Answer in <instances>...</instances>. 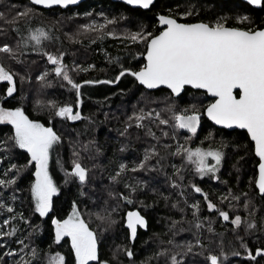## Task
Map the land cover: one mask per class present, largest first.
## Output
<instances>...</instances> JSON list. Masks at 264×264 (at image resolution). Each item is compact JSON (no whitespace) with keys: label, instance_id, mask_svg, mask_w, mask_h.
I'll return each mask as SVG.
<instances>
[{"label":"trees","instance_id":"obj_1","mask_svg":"<svg viewBox=\"0 0 264 264\" xmlns=\"http://www.w3.org/2000/svg\"><path fill=\"white\" fill-rule=\"evenodd\" d=\"M25 10L27 16L16 18ZM0 13V47L12 50L0 52V67L13 75L15 85L8 95L10 85L0 81V108H20L60 137L48 159V174L58 191L50 211L41 216L31 191L35 163L29 164L27 151L11 139L12 125L0 123V179L14 181L0 186V232H12L0 236V264H48L56 253L65 258L64 264H72L68 240L55 242L51 226L53 219L69 217L73 204L96 234L97 260L105 264H172V256L177 264H210V254L220 257V264H263L260 256L249 257L264 247V194H257L253 185L255 168L247 160L252 154L244 131L218 130L203 117L195 134L176 127L175 115L192 114L193 108L201 114L207 98L187 87L174 97L165 88L140 86L131 72L143 66L146 40L133 41L131 35L156 34L157 14L237 27L246 25L240 18L254 17L259 26L264 0L259 8L240 0H154L146 10L109 0H85L64 9L0 0ZM36 29L48 33L39 45L30 39ZM49 54L81 85L79 96L55 74ZM65 105L78 110L81 119L57 116L56 110ZM138 116L144 118L138 122ZM161 119L168 123L161 124ZM195 146H216L223 154L214 174L201 176L183 151L176 154ZM74 161L87 169L83 184L69 176ZM209 201L216 206L212 210ZM127 209H136L147 223L131 243L123 227ZM221 211L229 215L226 222ZM236 216L242 223L232 226ZM250 223L255 227L248 228Z\"/></svg>","mask_w":264,"mask_h":264},{"label":"snow or ice","instance_id":"obj_2","mask_svg":"<svg viewBox=\"0 0 264 264\" xmlns=\"http://www.w3.org/2000/svg\"><path fill=\"white\" fill-rule=\"evenodd\" d=\"M31 2L48 7L51 5H72L76 4L77 0H31ZM126 2L129 5H138L147 9L153 0H126ZM247 2L254 6L262 4V0H247ZM28 14L29 10H25L18 13L16 18L25 17ZM0 18H3V13H0ZM240 19H247V17ZM159 20L161 24L167 26L159 35L153 36L151 33L145 35L143 32L131 35L133 41H147V63L138 72H131V75L149 89L165 85L174 95H179L186 85L204 89L212 94L216 99L214 103L208 105L207 116L218 125L246 129L251 140L254 141L256 155L261 161L256 184L260 193L264 194V30L228 28L220 22L214 26L205 23L181 24L166 16H160ZM30 39L39 45L42 39H48V33L43 29H36L31 33ZM11 51L8 45L0 47V52ZM48 60L55 65V74L68 81L77 90L79 96L81 85L73 83L61 60L50 54ZM126 71H121L116 79L119 80ZM46 75L47 73H45ZM44 78V76L39 77L41 80ZM0 81L8 82L10 86L7 93L12 95L15 91L13 75L3 67H0ZM85 83H92V81ZM103 83H109V81H103ZM237 89L239 98L234 95V90ZM191 113V115L177 114L174 119L176 127L187 129L195 134L200 117L195 108L191 110ZM56 115L69 120L81 119L80 112L78 110L73 112L71 105L59 107L56 110ZM156 115L159 117V113ZM143 118L138 116L137 121L139 122ZM0 122H7L13 126L14 136L11 139L19 148L25 149L30 154L29 164L33 161L36 164V180L31 191L35 201V211L44 216L50 211L52 197L58 191L48 174V159L50 149L59 142L60 137L51 127H45L39 122L28 119L20 108L14 110L0 108ZM160 123L167 124L168 121L161 119ZM137 126L142 125L138 123ZM180 151L186 154L188 161L196 165V172L201 176L215 173L223 155L220 151L205 152L199 148L195 150L180 149L176 154H180ZM152 155L155 153L146 154L139 167H145L146 161ZM208 157H211L215 163L208 164ZM120 167L121 170H124L125 166L121 165ZM12 168H16V165H12ZM69 176L78 178L83 184L87 177V169L79 162L74 161ZM13 182L0 179V186ZM193 189L197 193L201 192V189L195 185H193ZM205 199H208L207 194H205ZM215 207L211 201L208 202L210 210ZM8 211H12V209L9 208ZM219 215L224 220L229 219L226 212L221 211ZM127 217V227L134 238L137 227L145 228L147 223L139 212H129ZM101 219L104 218L101 217ZM4 223L7 224L8 221ZM232 223L239 226L242 223L241 217L236 216ZM53 224L55 226V242L58 243L64 236L71 238L76 264H89L90 261L97 260L96 234L89 230L87 224L80 218L75 204H73V211L67 219L63 221L53 219ZM196 226L200 227V224L198 223ZM254 227V224H248V228ZM4 235L11 236L12 232H0V236ZM190 250L191 247H189ZM12 254L8 253V255ZM127 254L132 256L130 250ZM236 254L238 255V253ZM158 255H164V253L161 252ZM256 256H264V249H256L255 255L249 253L252 260H255ZM64 259L61 254L56 253L48 258V264H64ZM171 259L172 264H177L175 256H172ZM207 259L210 264H220V257L217 255L210 254ZM24 264H29V262L25 261Z\"/></svg>","mask_w":264,"mask_h":264},{"label":"water","instance_id":"obj_3","mask_svg":"<svg viewBox=\"0 0 264 264\" xmlns=\"http://www.w3.org/2000/svg\"><path fill=\"white\" fill-rule=\"evenodd\" d=\"M27 1H28L31 5L36 6V7H39V8H42V9H49V8H53V7H57V8H60V9H64V8H66V7H74V6H76L77 4H79L80 2L85 1V0H77V3H76V4L67 5V6L51 5V6H48V7H46V6H44V5L33 4V3L31 2V0H27ZM109 1H111V2H119V3L124 4V5L128 6V7H131V8H140V9H142V10H146L145 8H142V7L138 6V5H129V4L126 2V0H109ZM240 1L246 3L247 5H249V6L253 7V8H259V7H260V6H254V5L249 4V3L247 2V0H240ZM153 2H154V0H153ZM147 9H148V8H147ZM160 16H166V17H169V18H171V19L176 20L174 17H172V16H168V15H164V14H157V15H155V19L157 20V28H159V31H158L156 34H154L153 36L159 35L160 32L164 31L165 28L167 27L166 25H163V24L160 23V20H159V17H160ZM176 22H177V23H181V24L205 23V22H203V21L182 22V21H177V20H176ZM205 24H206V23H205ZM225 27H228V26H225ZM228 28H235V27H228ZM258 30H259V29H258ZM260 30H264V26H263V28L260 29ZM146 55H147V41H146V44H145V50H144V52H143V54H142V58H143V66L147 63ZM143 66H142V67H143ZM142 67H141V68H142ZM141 68H140V69H141ZM140 69L136 70L135 72H138ZM134 78H135V77H134ZM135 79H136V78H135ZM136 82H137L140 86H142L143 88H145L146 90H154V89H157V88H165V89H167V90L171 93L172 96H174V97L178 96V95H174V94L171 92V90H170L169 88H167V86H165V85H160V86H158L157 88L149 89V88H147L146 86L142 85L137 79H136ZM186 86L191 87L192 90H199V91H202V92L205 94V96H206L207 98H211V99H212V101H211L210 103H208V104L203 108V116H204V118L207 119L211 124H213V125L216 126V127L223 128V129H225V130H233V129H237V130H242V131L246 132L249 141L252 143L253 153H254V155H255L256 158H257V164H256V166H255V176H254V180H253V185H254V187H255V189H256L257 194L261 195L262 193H260L259 188L257 187V184H256V180H257V178H258V176H259V164H260L261 161H260L259 156L256 155V152H255V143H254V141L251 140L249 134L247 133V130H246V129H240V128H237V127H231V128H228V127H225V126H223V125H218V124H216L213 120H211V119L207 116V111H206L208 105L214 103L216 98H215L214 96H212V94L208 93V92H207L206 90H204V89H196V88H193V87L190 86V85H186ZM181 92H182V91H181ZM235 92H237V94H235ZM234 95H236L237 98H239V90H238V89H237V90H234ZM188 115H191V114H188ZM182 129H183V128H182ZM185 130H187V129H185ZM187 131H188V130H187ZM35 166H36V164H35ZM129 212H138V211H137L136 209H127V210H125L124 213H123V227L126 229V231H127V235H128V240H129V242L131 243V242L134 240L135 237L133 238V237L131 236V231H130V229H128V227H127V218H128V217H127V214H128ZM140 215H141V214H140ZM145 228H146V227H145ZM145 228L137 227V229H140V230H145ZM261 249H264V248H261ZM254 254H256V249L254 250ZM261 257H262V259H263V264H264V256H261Z\"/></svg>","mask_w":264,"mask_h":264},{"label":"flooded vegetation","instance_id":"obj_4","mask_svg":"<svg viewBox=\"0 0 264 264\" xmlns=\"http://www.w3.org/2000/svg\"><path fill=\"white\" fill-rule=\"evenodd\" d=\"M253 8V7H252ZM245 21H246V25L245 26H243V27H237V26H232V25H228V27H235V28H239V29H242V30H249V29H251V30H260V29H262L263 28V26H264V18L262 19H260V21H259V26H255L254 25V17H247V19H245ZM207 24V23H206ZM214 26V25H213ZM185 87H187V88H190L191 89V87H189V86H185ZM184 87V88H185ZM235 94H237V92H235ZM207 98V97H206ZM212 101V99L211 98H207V101H206V104L203 106V108L208 104V103H210ZM202 108V109H203ZM199 117H200V121H201V117H203L204 118V116H203V110H202V112H201V114H199ZM205 119V118H204ZM205 120H207V119H205ZM208 121V120H207ZM209 122V121H208ZM209 124L212 126V127H214V128H216V129H218V130H224V131H228V132H231V131H234V130H237V129H233V130H225V129H223V128H219V127H216V126H214L213 124H211L210 122H209ZM200 126V122H199V125L197 126V129H198V127ZM244 134L246 135V137H247V134H246V132H244ZM247 139H248V137H247ZM248 141H249V139H248ZM250 142V141H249ZM250 146H251V154H252V158H247V160H248V162L250 163V162H252L253 163V165H254V168H255V166H256V164H257V158H256V156L254 155V153H253V148H252V143L250 142ZM214 149V150H213ZM237 149V148H236ZM210 151H220L219 149H215V148H212V150H210ZM215 163V161L213 160V164ZM232 220H233V218L230 220V222H231V225H232ZM222 221L223 222H226L227 220H224V219H222ZM233 226V225H232ZM52 227V235L53 236H55V226L54 225H52L51 226ZM63 238H66L67 240H68V242H69V246L71 247V249H72V246H71V238L70 237H68V236H64V237H62V239ZM264 248V247H263ZM72 252H73V249H72ZM261 257V256H260ZM262 258V257H261ZM91 262V261H90ZM262 262H263V259H262ZM74 263V255H73V261H72V264ZM76 264V263H75ZM96 264H105L104 263V261L103 260H101V259H98L97 260V262H96Z\"/></svg>","mask_w":264,"mask_h":264},{"label":"rangeland","instance_id":"obj_5","mask_svg":"<svg viewBox=\"0 0 264 264\" xmlns=\"http://www.w3.org/2000/svg\"><path fill=\"white\" fill-rule=\"evenodd\" d=\"M97 26H100V25H97ZM211 26H213V25H211ZM47 58H48V56H47ZM8 110H10V109H8ZM11 110H14V109H11ZM0 123H7V122H0ZM8 124H10V123H8ZM13 127V126H12ZM13 130H14V128H13ZM201 149V150H203V151H205V152H207V151H210V150H212V148H217L218 149V147H216V146H212V147H201V146H195L194 147V149H191V150H195V149ZM25 150V149H24ZM214 150V149H213ZM28 153V152H27ZM28 155H29V158H30V160H31V156H30V154L28 153ZM34 162V161H33ZM35 163V162H34ZM207 163L208 164H213V160H212V158L211 157H208L207 158ZM195 170H196V165H195ZM35 173H36V166H35V172H34V175H35ZM214 174V173H213ZM35 180H36V176H34V181H33V184L35 183ZM32 184V185H33ZM32 189V188H31ZM38 213V212H37ZM39 214V213H38ZM71 214V213H70ZM40 215V214H39ZM68 218V217H67ZM66 218V219H67ZM233 219H235V217L233 218ZM4 220V219H3ZM63 221V220H62ZM73 255H74V263L73 264H75L76 263V261H75V254H74V252H73Z\"/></svg>","mask_w":264,"mask_h":264}]
</instances>
